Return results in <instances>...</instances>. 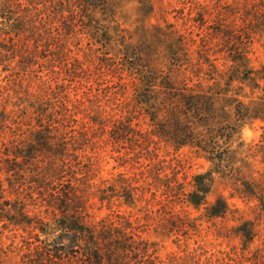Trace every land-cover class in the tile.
I'll return each mask as SVG.
<instances>
[{"label":"rangeland","instance_id":"obj_1","mask_svg":"<svg viewBox=\"0 0 264 264\" xmlns=\"http://www.w3.org/2000/svg\"><path fill=\"white\" fill-rule=\"evenodd\" d=\"M113 1L117 5L114 20L134 35L135 41L140 28L156 26L165 29L166 34L169 32L165 37L167 43L163 45L166 59H154L152 65L165 69L168 64L211 65L223 70L228 66L247 65L252 71L248 75L258 78L257 85L264 89V0H151L150 13L139 4L142 0ZM10 2L16 17H22L26 0ZM7 11L4 10L2 39L4 45L14 44L18 52L4 51V58L0 60V162L5 159L3 150L6 153L13 146L28 151L31 141L28 133L34 129H50L58 141L54 139L49 147H64L63 155L33 150L32 154L30 151L28 156L19 159L27 163L23 165L27 176L45 180V189L24 181L26 176L18 179L14 173L2 174L0 209L4 206V221L0 219V264H40L41 261L49 264V258L43 256L48 249L46 242H37L31 227L25 225L36 216L51 219L52 211L45 213L40 205L45 199L53 198L57 190L73 183L71 170L75 168L83 175L85 166L89 167L84 173L85 180H89L90 185L100 184L104 197L109 195L110 200L102 203L98 199L90 200L84 224L114 223L125 227L126 223H131L140 239L156 249L154 262L145 258L126 259L125 264H264V204H261L264 202V110L256 112L258 118L237 123L240 127L231 150L234 152L232 167L240 170V175L214 174L205 206L196 209L180 203L181 199L176 200L177 196L173 197L166 188L168 180L174 179L176 189L189 193L193 190V177L208 172L211 163L191 147L174 149L164 144L157 151L158 158H150L141 147L133 146L129 135L123 134L117 141V127L111 125L100 129L99 139L89 145L71 144L73 132L82 131L91 111L104 115L102 112H110L109 107H112L115 108L113 113H119L104 96L113 91L111 84L95 82L99 73L96 57L102 56L104 51L81 33L63 34L67 13L49 26L57 45H62L63 49L56 52L55 47H47L43 42L35 47L25 34L9 32ZM176 40L183 44V60L179 63L170 58L167 48ZM23 43H28L27 47L39 56L25 67L30 56L20 49ZM90 49L94 50L95 58L83 60V54ZM72 57L83 61V69L76 70V79L70 72ZM115 77L113 74L112 78ZM184 77L190 75L174 74L177 80ZM250 92L246 87L244 94L248 97L239 100L245 104L254 101L256 98L249 95ZM97 94L99 102L90 103L88 99L93 100V95ZM259 97L262 99L255 102L264 104V96ZM75 99L83 101L80 110L73 109L71 101ZM31 103L51 109L55 120L43 121L40 126L39 121L45 116L39 118L29 106ZM73 157H77L79 164L70 168L75 165ZM46 167L57 170L50 176L45 174ZM32 169L34 172H30ZM235 179H241L243 184ZM12 181L14 185L10 184ZM245 183L252 185L250 190L244 187ZM113 184L116 187L112 189ZM120 186L134 189L133 204L123 198ZM238 188L243 189L242 194ZM218 199L226 202L228 210L222 217H209L206 209ZM6 204L16 209L20 207L19 213L25 211L26 218L16 216L14 222H8L6 211L10 206ZM64 244L70 246L68 241Z\"/></svg>","mask_w":264,"mask_h":264},{"label":"trees","instance_id":"obj_2","mask_svg":"<svg viewBox=\"0 0 264 264\" xmlns=\"http://www.w3.org/2000/svg\"><path fill=\"white\" fill-rule=\"evenodd\" d=\"M10 1L0 0V60L4 58V51L10 54L18 52L14 44L4 45L2 39L4 10H8L6 27L9 32L15 35L25 34L27 41L36 44L35 47L43 42L47 47H55L56 52L63 49L62 45H57L56 37L49 31V26L52 21L58 17L62 18L63 14L67 13L68 21L63 23V34L81 33L92 45L99 46L104 51L102 56L96 57L99 73L95 82L105 81L111 84L110 89L112 88L113 91L104 96L108 102H112V105L118 108L119 113H113L115 108L112 107H109L110 112H102L104 115L91 111L82 131L73 132L71 144L89 145L90 142L99 139L100 129L103 130L111 125L117 127L115 137L117 141L122 139L123 134L129 135L133 146L141 147L150 158H158L157 151L161 149L162 144L174 149L193 148L211 163L212 168L204 174L193 177V190L189 193L176 189V181L172 178L168 180L166 188L173 197L177 196L176 200L181 199L180 203H186L196 209L206 205L214 174L235 177L240 175V170L232 167L234 152L231 150L233 138L240 127L237 123L258 118L256 112L264 110V104L255 102L257 99H262L259 96H264V89L257 85L258 78L248 75L252 71L247 65L228 66L225 70L211 65L196 67L192 64L190 66L168 64L167 69L154 66L151 64L152 60L166 59L167 51L164 52L163 45L167 43L165 37H168L169 32L166 34L165 29L156 26L151 29L140 28L138 40L135 41L134 35L114 20V9L117 5L113 0H26L22 17H16ZM139 4L147 13L153 9L151 0H142ZM27 44L23 43L20 47L30 56L26 59L28 61L23 65L24 67L39 57L36 51L27 47ZM167 48L171 59H176L178 63L182 62V42L171 41ZM93 51L90 49L89 53H84L83 60L93 61L95 58ZM82 69L83 61L72 57L70 65L72 77L76 79L78 77L76 70ZM108 71L116 77L112 78L113 74L109 76ZM175 73H183L184 76L190 75V77L177 80L174 78ZM246 87L250 88L249 95L256 98L248 104L239 100L240 97H248L244 94ZM98 94L93 95V100L88 99L89 102L92 104L99 102ZM71 103L74 110H80L83 106V101L80 99L72 100ZM29 106L36 111L39 118L45 116L39 121L40 126H43L41 124L43 121L55 120V113L51 109L47 110L35 103ZM47 112L50 114L45 115ZM71 122L74 120L72 119ZM28 138L31 140L27 145L28 151H23L19 146L7 149L6 153L3 150L2 156L4 157L5 154V159L0 162V193L2 174L10 173L18 176V179L26 176L24 181L35 183L37 188H46L44 179H35L26 175L23 165L27 163L19 159L28 156L30 151L32 154L33 150L41 154L48 151V153L61 154L64 146L57 145L56 149L51 147L53 140L58 141V137L46 127L41 131L38 129L30 131ZM73 160L75 165L70 168L79 164L76 163L77 157H73ZM85 168L84 173H87L89 167L85 166ZM55 170L57 168L54 167L44 169L45 174L50 176ZM30 172H34V169ZM84 173L79 174L75 168L71 170L70 175L74 184L69 182L66 187L57 190L52 195L53 198L45 199L40 205V209L45 213L52 211L51 219L36 216L34 221H29L25 225L31 227L37 242H46L48 249L43 256L49 258V261L44 260L49 264H67L66 260L69 264H125L126 259L144 258L154 262L157 258L154 245L141 240L134 232L131 223H126L125 227L114 223L92 226L84 224L88 208L91 207L90 200L98 199L100 203L110 200L109 195L104 197V189L100 188V184L90 185V181L85 180ZM78 175H81V178ZM235 180L243 184L241 179ZM14 183V181L10 182L11 185ZM115 187L113 184L111 188ZM244 187L250 190L252 185L245 183ZM120 188L123 198L133 204L136 200L134 189L122 186ZM93 189L95 190L91 192ZM238 190L242 194L243 189L238 188ZM245 192L247 194L246 190ZM30 194V199H33L34 192ZM36 194L39 195L38 191ZM261 204L264 202L262 201ZM6 205L10 206L6 211L8 222H14L16 216L25 217V211L23 214V211L19 213L20 207L16 209L10 204ZM2 207L0 219L4 221V206ZM206 210L209 217H222L227 212L228 206L224 200L218 199L208 205ZM41 235L45 237L43 240L40 238ZM66 241L70 242V246L64 244ZM40 264L44 263L41 261Z\"/></svg>","mask_w":264,"mask_h":264}]
</instances>
